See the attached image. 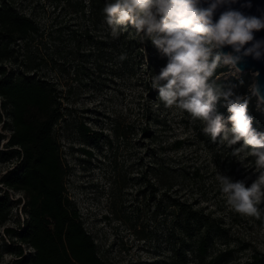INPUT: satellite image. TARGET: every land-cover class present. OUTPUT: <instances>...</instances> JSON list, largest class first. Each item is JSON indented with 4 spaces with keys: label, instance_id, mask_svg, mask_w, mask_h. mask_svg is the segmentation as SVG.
<instances>
[{
    "label": "rangeland",
    "instance_id": "374dc122",
    "mask_svg": "<svg viewBox=\"0 0 264 264\" xmlns=\"http://www.w3.org/2000/svg\"><path fill=\"white\" fill-rule=\"evenodd\" d=\"M2 2L39 25L40 33L30 45H14L3 66L18 77L46 80L59 93L63 116L55 125V136L68 166L67 195L106 263L172 264L175 258L173 246L178 247L181 239L177 231L171 234V217H151L155 204L148 200L149 188L139 180L157 159L183 173L176 196L201 208L224 228L209 258L227 251V259L219 264H264V224L235 213L218 182L223 173L250 186L258 175L251 168L254 160L247 159L249 168H245L232 157L231 148L211 142L200 121L192 122L175 106L165 108L150 78L167 58L151 41L141 44L131 27L113 39L103 13L97 17L92 13V0ZM97 2L105 4V0ZM122 53L127 54L123 62L118 60ZM237 73L231 68V74ZM9 122L0 100V197L7 195L10 208L8 218L0 221V264H27L24 258L34 250L14 233L26 218V198L1 183L17 162L8 154ZM178 141L183 142L180 147ZM120 175L125 176L123 186L113 188ZM137 207L143 209L139 220ZM259 207L264 210V204ZM185 264L204 263L189 254Z\"/></svg>",
    "mask_w": 264,
    "mask_h": 264
},
{
    "label": "trees",
    "instance_id": "16d2710c",
    "mask_svg": "<svg viewBox=\"0 0 264 264\" xmlns=\"http://www.w3.org/2000/svg\"><path fill=\"white\" fill-rule=\"evenodd\" d=\"M103 7V3L92 0L91 11L96 17ZM128 27L135 31L131 25ZM39 33V25L33 18L10 4L0 3V100L9 114L8 125L12 130L8 154L17 160L1 183L8 189L23 192L26 198L22 229L13 232L34 250L27 258L23 257L27 264H107L80 212L67 195L68 166L55 136V125L63 116L59 93L46 80L31 75L18 77L3 66L12 56L14 45L18 42H23V46L30 45ZM86 36L93 41L90 34ZM217 72L227 73L219 82L225 86L235 85L233 91L236 94L250 97L249 114L254 118L253 127L264 132V105L258 108L256 97L248 90L251 73L231 74L227 65H222ZM217 110L225 118L229 115L222 104L217 105ZM182 143L178 141L176 146L180 147ZM182 176V172L157 159L142 173L140 184L149 188L148 200L155 204L151 217L170 216L171 234L177 231L181 239L178 247L177 244L173 246L175 258L172 264H185L189 254L201 263L219 264L227 259V251L209 257L216 238L222 239L225 230L201 208L176 196V186ZM124 181L125 176L120 175L114 180L113 188H121ZM112 192L116 198L115 190ZM115 205L116 202H112V206ZM142 212L143 209L137 207V220ZM9 214L8 197L1 196L0 221H5ZM138 233L142 234L143 230ZM18 253L23 255L21 248Z\"/></svg>",
    "mask_w": 264,
    "mask_h": 264
},
{
    "label": "clouds",
    "instance_id": "9594fccd",
    "mask_svg": "<svg viewBox=\"0 0 264 264\" xmlns=\"http://www.w3.org/2000/svg\"><path fill=\"white\" fill-rule=\"evenodd\" d=\"M238 0H105L103 19L113 39H119L131 25L141 44L151 41L167 62L150 78L152 89L158 90L165 108H176L200 121L202 132L212 143L231 148V155L257 177L251 185L220 173V191L227 204L242 217H254L264 224V132L253 127L249 114L250 97L225 86L217 69L227 65L240 72L246 57L264 59V38L255 39L254 32L264 29V13L246 15L233 7ZM241 8H251V0H243ZM220 9H224L220 11ZM217 13L218 16H217ZM230 47V51H224ZM127 54L118 60L123 62ZM259 71L251 73L248 90L256 97L257 107L264 105V85ZM243 83V81H241ZM222 104L227 118L217 110ZM231 127H228V125ZM239 144V147H234Z\"/></svg>",
    "mask_w": 264,
    "mask_h": 264
},
{
    "label": "water",
    "instance_id": "95a60500",
    "mask_svg": "<svg viewBox=\"0 0 264 264\" xmlns=\"http://www.w3.org/2000/svg\"><path fill=\"white\" fill-rule=\"evenodd\" d=\"M243 0H238V3L234 4L233 7L241 10L246 15H255L260 16L264 13V0H251L252 7L251 8H241L240 5ZM224 9H220L223 11ZM219 13H217L218 16ZM255 39L264 38V29L259 32H254ZM230 47H226L224 51H230ZM240 72H250L259 71L260 76L258 77L260 83L264 85V59L254 60L251 56L246 57L243 62L239 64Z\"/></svg>",
    "mask_w": 264,
    "mask_h": 264
}]
</instances>
